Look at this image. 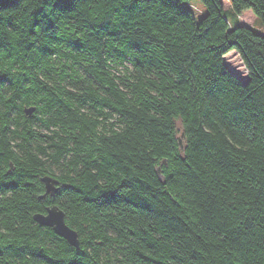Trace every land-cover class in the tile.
<instances>
[{
  "label": "trees",
  "instance_id": "trees-1",
  "mask_svg": "<svg viewBox=\"0 0 264 264\" xmlns=\"http://www.w3.org/2000/svg\"><path fill=\"white\" fill-rule=\"evenodd\" d=\"M200 1L0 0V264H264V0Z\"/></svg>",
  "mask_w": 264,
  "mask_h": 264
},
{
  "label": "rangeland",
  "instance_id": "rangeland-1",
  "mask_svg": "<svg viewBox=\"0 0 264 264\" xmlns=\"http://www.w3.org/2000/svg\"><path fill=\"white\" fill-rule=\"evenodd\" d=\"M222 6L225 10V14L227 15L228 19L235 23L237 14L233 12L230 6V0H221ZM187 5L193 10L194 17L199 19L202 15L204 10V5L200 0H189ZM239 21L244 23L248 26H251L255 30H258L260 33L264 34V23L261 22L259 19H256L254 14L249 10L245 11L240 14ZM224 62L227 67L233 71L236 75H238L242 79H246L248 77V71L244 65V62L240 56V54L236 50H231L227 52L224 56ZM125 65L129 66L128 63L126 64H112L111 70L114 73H122L125 70Z\"/></svg>",
  "mask_w": 264,
  "mask_h": 264
},
{
  "label": "water",
  "instance_id": "water-1",
  "mask_svg": "<svg viewBox=\"0 0 264 264\" xmlns=\"http://www.w3.org/2000/svg\"><path fill=\"white\" fill-rule=\"evenodd\" d=\"M35 110V106H29L25 108L27 115H31ZM41 181L45 185V194L55 195L58 190L59 180L51 175L41 176ZM33 219L40 225H46L51 227L54 232L64 239L67 240L69 244L74 247L80 246V240L78 237V232L73 227H71L65 219L64 211L57 204L47 206L45 212H36L33 214Z\"/></svg>",
  "mask_w": 264,
  "mask_h": 264
}]
</instances>
